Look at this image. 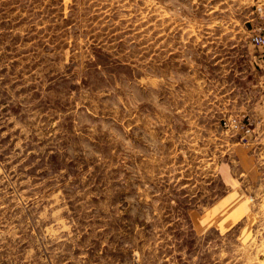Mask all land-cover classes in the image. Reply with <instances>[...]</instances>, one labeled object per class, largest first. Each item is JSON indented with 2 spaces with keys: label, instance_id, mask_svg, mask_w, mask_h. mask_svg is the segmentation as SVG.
Masks as SVG:
<instances>
[{
  "label": "rangeland",
  "instance_id": "rangeland-1",
  "mask_svg": "<svg viewBox=\"0 0 264 264\" xmlns=\"http://www.w3.org/2000/svg\"><path fill=\"white\" fill-rule=\"evenodd\" d=\"M263 23L264 0H0V264H264L261 129L224 127L254 121Z\"/></svg>",
  "mask_w": 264,
  "mask_h": 264
},
{
  "label": "crops",
  "instance_id": "crops-1",
  "mask_svg": "<svg viewBox=\"0 0 264 264\" xmlns=\"http://www.w3.org/2000/svg\"><path fill=\"white\" fill-rule=\"evenodd\" d=\"M256 52L258 55L254 56V62L253 65L255 66V69L263 70V73L258 75L257 78L260 79L259 83V98L255 102V106H253L252 110L253 113H250L252 117L258 122L257 128L261 129L259 136H260V144L261 146L259 148L262 149L264 145V54L261 49L256 48ZM247 113V112H245ZM241 143V142H238ZM243 144V143H241ZM250 145V144H249ZM252 146V143L251 145ZM247 157H245V164L250 167L249 170H251L253 167L258 171V167H264V153L262 150L256 152V151H250L247 152ZM252 166V167H251ZM243 171V170H242ZM247 171V170H246ZM245 175L248 173L243 172ZM242 173V174H243Z\"/></svg>",
  "mask_w": 264,
  "mask_h": 264
},
{
  "label": "built area",
  "instance_id": "built-area-1",
  "mask_svg": "<svg viewBox=\"0 0 264 264\" xmlns=\"http://www.w3.org/2000/svg\"><path fill=\"white\" fill-rule=\"evenodd\" d=\"M258 10L260 11V9ZM249 40L253 46L261 49L264 54V23L253 30ZM253 123H255L257 127L258 122L255 119L253 121L247 113H244L227 119V121L224 122V127L233 129L235 132L239 133V142L248 144V135L250 134V127ZM258 143L260 144V142ZM262 149L264 153V145Z\"/></svg>",
  "mask_w": 264,
  "mask_h": 264
}]
</instances>
